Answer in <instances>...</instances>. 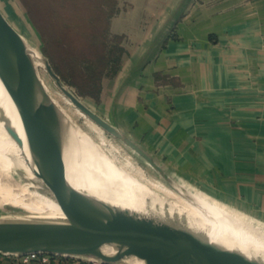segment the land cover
<instances>
[{"label":"crops","instance_id":"obj_1","mask_svg":"<svg viewBox=\"0 0 264 264\" xmlns=\"http://www.w3.org/2000/svg\"><path fill=\"white\" fill-rule=\"evenodd\" d=\"M155 10L119 31L128 47L104 103L110 122L165 182L264 226V0Z\"/></svg>","mask_w":264,"mask_h":264},{"label":"rangeland","instance_id":"obj_2","mask_svg":"<svg viewBox=\"0 0 264 264\" xmlns=\"http://www.w3.org/2000/svg\"><path fill=\"white\" fill-rule=\"evenodd\" d=\"M32 1L39 10V15L43 17L41 31L37 30L33 22L28 18L27 11L20 0H0V12L6 21L26 40H29V43L38 51L41 58L32 57L38 76L50 98L73 126L82 142L86 143V146H89L88 149L90 148L93 153L95 151L97 156L104 158L101 155L103 154L110 161L117 164L121 171L104 158L116 172L125 177L129 188L135 193L137 192L135 187H150L149 189L157 193L158 201L161 204L166 203L167 192H174L185 197V192L161 179L159 174L123 140L110 133L101 121L97 120L98 118L112 125L110 118L106 114L104 103H107V96H110L112 89L111 80L121 68L127 56L128 47L125 35L119 33V31L122 29L127 30L128 26L145 21L147 18L150 19L156 14L155 9L161 7L163 3L173 5L181 3V0ZM94 27L105 29L107 34V53L112 52V54L120 57V60L108 64L106 70L102 73L103 76L99 83L98 92L92 94L91 97L80 94L77 88L63 81L58 74L59 80L47 72L43 57L48 60L49 64L50 60L43 53V47H46V44L44 46L43 36L49 38L52 52L59 58L64 55L63 57H65L64 59H66L68 66L69 63L76 65L78 60L80 69L84 71L85 75H96L97 68L93 67L92 57L88 52L86 53L89 43L93 40L89 33ZM60 59L63 60V58ZM57 81L72 96H69L65 91L63 92ZM0 117L3 116L0 114ZM0 129V134H7L2 124H0ZM119 130L127 136L126 131ZM10 165L12 171L5 170L0 176V218L34 215L36 204L42 207L43 211L57 207L52 196L57 191L45 179L31 172L24 163L11 162ZM12 173L15 175H11ZM196 197L200 198L198 195ZM49 200L52 202L50 203ZM208 206L220 209V212L222 210V213H227L234 219L246 223L254 229L264 231V226L259 223L243 218L240 220V218H236L233 214L217 205L213 206L210 203ZM37 213L41 215L40 212ZM50 255L58 257L60 262L73 259H89V257L85 256ZM111 264L143 263L134 256H129Z\"/></svg>","mask_w":264,"mask_h":264},{"label":"bare ground","instance_id":"obj_3","mask_svg":"<svg viewBox=\"0 0 264 264\" xmlns=\"http://www.w3.org/2000/svg\"><path fill=\"white\" fill-rule=\"evenodd\" d=\"M26 41L29 43V40ZM29 45L32 57L41 58L38 51L30 43ZM43 59L45 69L49 73L47 59ZM8 99L29 119L32 132L40 142L34 144L36 155L41 157L42 151L46 150L53 157L58 145L48 131V120L41 115L43 105L40 101L32 99L30 82L19 49L10 35L0 27V108L5 112V116L0 117V124L3 127L13 124L22 134L17 114ZM58 111L62 123L68 126L73 134L71 138L65 139V143L75 151L77 147L81 150L80 145L84 148L83 151H88L82 158L85 163L78 167L71 166L65 174H53L26 162L23 150L8 134H0V176L5 170L12 171L11 162L24 163L31 172L41 176L57 191L52 195L57 207L43 211L42 207L36 204L34 215L26 217H62L67 213L88 208L107 210L108 203L119 206L120 211L124 213L126 208L147 207L154 215L156 231L160 235L185 244L225 249L249 264L264 263V231L254 229L227 213H222V210L220 212V209L208 206L209 202L196 197L187 188L180 187L185 192V197L167 192L165 204L158 201L157 193L149 189L150 187H135V193L129 188L125 177L116 172L106 160L121 171L120 167L103 154L100 153L106 160L88 149L89 146L82 142L73 126L59 109ZM14 218L22 217L3 219ZM100 251L111 256L119 253L117 248L109 244H103ZM135 258L144 264L141 259Z\"/></svg>","mask_w":264,"mask_h":264},{"label":"water","instance_id":"obj_4","mask_svg":"<svg viewBox=\"0 0 264 264\" xmlns=\"http://www.w3.org/2000/svg\"><path fill=\"white\" fill-rule=\"evenodd\" d=\"M0 27L10 35L19 49L30 82L32 99L40 101L43 105L41 115L48 120V131L58 145L55 155L51 157L46 150L42 151L41 157L36 155L34 144L40 142L33 134L25 113L10 99L9 103L17 114L22 134L13 124L7 125L5 131L23 150L26 162L53 174H65L71 166L84 164L82 158L88 151H83L81 145V150L77 147L75 151L65 143V139L73 135L72 131L62 123L55 103L38 76L30 45L6 21L1 12ZM48 65L49 74L59 80L49 62ZM57 82L61 86V83ZM61 88L72 96L64 86ZM0 114L5 116L1 108ZM97 120L101 121L110 133L123 140L160 176L166 178L161 166L137 143L125 136L115 125L98 118ZM103 244L117 248L119 253L112 256L102 253L100 248ZM0 252L13 256L29 253L85 256L105 264L115 263L129 256L141 259L144 264H249L225 249L185 244L160 235L156 231L154 215L147 207L126 208L124 213L120 211L119 206L111 203H108L107 210L81 209L62 217L0 218Z\"/></svg>","mask_w":264,"mask_h":264},{"label":"trees","instance_id":"obj_5","mask_svg":"<svg viewBox=\"0 0 264 264\" xmlns=\"http://www.w3.org/2000/svg\"><path fill=\"white\" fill-rule=\"evenodd\" d=\"M20 1L27 11L28 18L33 22L37 30L41 31V22L43 17L39 15V10L34 6L33 1ZM89 36L93 38V40L91 43H89L86 53L88 52L92 57L90 58L92 63L94 62L93 67L97 68L96 75H85L84 71L80 69V63L78 60L76 61V65L69 63V67L68 63H66V59H64L65 57H63L64 55L60 56V58H63L62 60L54 52H52L50 40L44 36L43 41L44 46L46 44V47H43V53L49 58L54 72L58 74L63 81H66L77 88V91L80 94L92 97V94L98 92L99 90V83L101 82L103 71L106 70L110 62H118L120 57L112 54V52H109V54L107 53V34L104 28L94 27L90 31ZM107 54L108 56L106 57ZM33 263L36 264L37 262L33 261Z\"/></svg>","mask_w":264,"mask_h":264},{"label":"built area","instance_id":"obj_6","mask_svg":"<svg viewBox=\"0 0 264 264\" xmlns=\"http://www.w3.org/2000/svg\"><path fill=\"white\" fill-rule=\"evenodd\" d=\"M1 255H7L0 252ZM19 259V264H31L33 261H36V264H105L101 261H97L95 259L89 258L88 260L82 259H73V260H66L60 262L58 257L50 254H36V253H29L25 255L15 256Z\"/></svg>","mask_w":264,"mask_h":264}]
</instances>
